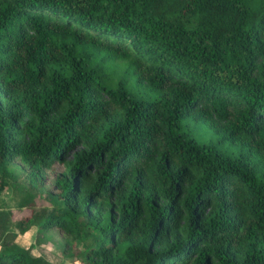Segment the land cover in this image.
I'll return each mask as SVG.
<instances>
[{"label": "trees", "instance_id": "1", "mask_svg": "<svg viewBox=\"0 0 264 264\" xmlns=\"http://www.w3.org/2000/svg\"><path fill=\"white\" fill-rule=\"evenodd\" d=\"M13 160L0 264H49L32 226L71 264H264V0H0V195Z\"/></svg>", "mask_w": 264, "mask_h": 264}, {"label": "rangeland", "instance_id": "2", "mask_svg": "<svg viewBox=\"0 0 264 264\" xmlns=\"http://www.w3.org/2000/svg\"><path fill=\"white\" fill-rule=\"evenodd\" d=\"M9 172L11 178L5 179L7 186L0 195V211L11 213V221H9L6 229L16 232L13 221L18 217H22L29 213L28 210L24 208H17V204L23 195V188L26 187L27 182L24 180L23 176L20 175L22 172H25V168L18 160H13V168L10 169ZM52 176L53 173L51 171L47 170L44 173V178L42 179L43 191H36V197L34 198L35 208L45 207L48 214L53 211H61L63 209V206L56 201L54 196L55 189H53V186L51 187ZM50 187L51 189L47 191ZM77 223L82 228V236L77 241L76 248L81 252L91 246H94L97 243L98 238L95 233L87 230L84 226V220L78 219ZM35 234L36 227L32 226L25 233H18L14 242L19 246L31 247L29 250L31 255L41 256L49 264H71V261L76 259V257L68 255L65 251L63 243L64 237L58 229H49V234L51 235V239L49 240L45 239L35 242ZM78 258L80 257H77V259Z\"/></svg>", "mask_w": 264, "mask_h": 264}]
</instances>
